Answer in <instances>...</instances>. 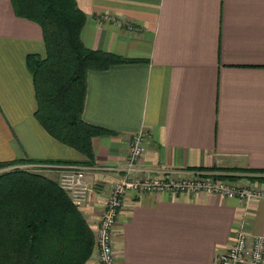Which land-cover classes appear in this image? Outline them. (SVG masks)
<instances>
[{
	"label": "crops",
	"instance_id": "0c3cea01",
	"mask_svg": "<svg viewBox=\"0 0 264 264\" xmlns=\"http://www.w3.org/2000/svg\"><path fill=\"white\" fill-rule=\"evenodd\" d=\"M77 2L86 46L139 59L87 73L83 118L113 131L92 138L90 180L116 178L102 167L119 166L139 131L156 173L264 169V0ZM31 53H46L40 24L0 0V161L80 163L86 156L35 116ZM233 172L264 187V173ZM100 188L81 206L92 222ZM239 230L264 236V196L130 192L115 226L117 264H216ZM85 264H98L95 255Z\"/></svg>",
	"mask_w": 264,
	"mask_h": 264
},
{
	"label": "trees",
	"instance_id": "16d2710c",
	"mask_svg": "<svg viewBox=\"0 0 264 264\" xmlns=\"http://www.w3.org/2000/svg\"><path fill=\"white\" fill-rule=\"evenodd\" d=\"M11 2L18 15L35 20L43 31L45 56H27L37 120L52 136L83 153V163H93L92 138L113 131L83 118L87 73L139 59L86 46L81 37L86 14L77 0ZM33 163L43 162L0 161V264H85L95 253L93 222L59 185L57 171L24 166ZM234 173L233 178L244 175Z\"/></svg>",
	"mask_w": 264,
	"mask_h": 264
},
{
	"label": "built area",
	"instance_id": "2783aa9c",
	"mask_svg": "<svg viewBox=\"0 0 264 264\" xmlns=\"http://www.w3.org/2000/svg\"><path fill=\"white\" fill-rule=\"evenodd\" d=\"M145 149V136L140 131L133 133L125 160L115 169L102 167L105 171L119 172L116 178L104 183L88 179L92 169L88 164L43 162L27 165L43 171H57L59 185L78 206L96 193V187L100 184L104 206L100 216L93 221L94 255L99 264H117L115 226L119 210L130 192L140 195L147 192H203L246 201L264 196V187L244 182L242 177L223 176V172L217 170L167 168L156 173L152 166L142 160ZM216 264H264V236L249 235L239 230L233 244L219 253Z\"/></svg>",
	"mask_w": 264,
	"mask_h": 264
},
{
	"label": "rangeland",
	"instance_id": "374dc122",
	"mask_svg": "<svg viewBox=\"0 0 264 264\" xmlns=\"http://www.w3.org/2000/svg\"><path fill=\"white\" fill-rule=\"evenodd\" d=\"M109 15V14H108ZM61 163H71V162H61ZM74 163H77V162H74ZM78 164H85V163H83V162H80V163H78ZM86 164H88V165H92V164H90V163H86ZM24 166H27V165H24ZM223 176H228V177H231V178H233V175L235 174L233 171H231V170H229L228 172H223ZM89 179V178H88ZM90 180V179H89ZM92 197L94 198V196L93 195H91L90 197H89V199H87L84 203H86L87 201L89 202V200L90 199H92ZM104 199V198H103ZM80 206H82V205H80ZM95 252V251H94ZM95 254V253H94ZM93 254V255H94ZM98 262V261H97ZM99 264V263H98Z\"/></svg>",
	"mask_w": 264,
	"mask_h": 264
}]
</instances>
